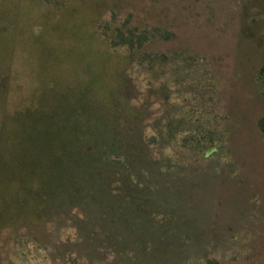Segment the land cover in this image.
Returning a JSON list of instances; mask_svg holds the SVG:
<instances>
[{"label":"rangeland","instance_id":"rangeland-1","mask_svg":"<svg viewBox=\"0 0 264 264\" xmlns=\"http://www.w3.org/2000/svg\"><path fill=\"white\" fill-rule=\"evenodd\" d=\"M125 18L171 35L113 47ZM4 30L9 109L50 83L87 143L0 152V188L35 178L0 196V264H264V0H0Z\"/></svg>","mask_w":264,"mask_h":264},{"label":"trees","instance_id":"trees-1","mask_svg":"<svg viewBox=\"0 0 264 264\" xmlns=\"http://www.w3.org/2000/svg\"><path fill=\"white\" fill-rule=\"evenodd\" d=\"M102 35L109 41L111 46H126L131 52H135L137 49L141 48L144 44L151 41L156 37L161 38H168L170 37L171 33L168 30L162 29L159 26H136L129 24V18H125L119 24L111 27L109 23H106L102 30ZM7 34L1 31L0 32V75L4 73H8V65H3L2 59L10 55H7V51L3 48V43L7 42ZM141 59H148L150 61L157 60V59H164L163 55L146 52L141 57ZM14 73V71H13ZM35 82V81H34ZM13 89L18 92L17 98H14L15 105L8 106L9 101V94L10 90H4L0 86V152L3 153V157H17V155L22 156L24 151L25 154L28 156L29 149L28 147L30 144H39L41 143L43 137H47V139H51L55 137L57 139V145L59 148H55L53 150L55 155H59L61 152L62 144L65 145H73L75 143H85V138L82 140V137L78 136L79 134L73 130L72 122L70 119H64L62 111L57 113V116H54V119L50 117L51 114V107L43 108L41 105L46 104L49 105L50 101L54 97L52 93V89L50 87V83H47L43 86L42 93L39 98L34 99L31 95L21 93V88L16 85L13 86ZM23 104L22 106L27 108L26 115L24 116L22 111H17V108H12L14 106H19L18 104ZM41 106V107H40ZM23 107L20 109L22 110ZM31 114V115H30ZM24 116V117H23ZM91 114L85 113L82 116L84 121L90 122ZM39 122V127L34 129L31 123ZM19 124V127L12 125V123ZM34 122V123H35ZM71 122V123H70ZM36 124V123H35ZM66 124V125H65ZM64 125V126H63ZM257 125L259 127L260 132L264 136V116H261L258 121ZM39 128V129H38ZM90 131H92L90 129ZM7 132V138L4 133ZM45 134H44V133ZM31 134V135H29ZM34 138L33 140H27L29 137ZM80 139V140H79ZM87 143V142H86ZM32 151V150H31ZM31 152H29V156ZM42 179V178H41ZM35 181L34 179H29L26 183H22L21 185H10L7 188L2 187L0 188V196H4L5 200L14 201L17 198L18 194L25 190V187H31ZM42 181V180H41ZM40 179L36 183H41ZM46 183L44 181L41 187ZM16 187V188H14ZM28 190V189H27ZM19 191V193H17ZM205 264H221L215 258H207Z\"/></svg>","mask_w":264,"mask_h":264}]
</instances>
